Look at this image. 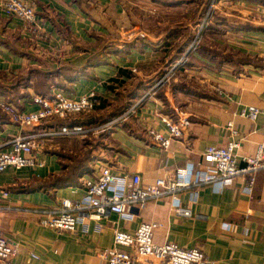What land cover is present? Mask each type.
I'll return each instance as SVG.
<instances>
[{"label": "crops", "instance_id": "obj_1", "mask_svg": "<svg viewBox=\"0 0 264 264\" xmlns=\"http://www.w3.org/2000/svg\"><path fill=\"white\" fill-rule=\"evenodd\" d=\"M26 1L36 10L31 24L0 9V88L28 76L32 69L47 76L52 86L39 94L29 86L21 91L29 96L21 97L17 104L0 95L1 104L12 103L21 111L32 112L39 109L33 102L35 96L59 90L76 98L94 93L91 116L99 121L100 114L106 120L127 106H137L105 138L107 145L98 148L94 167H81V163L65 167L63 156L78 152L56 138L38 151L42 166L10 167L0 173V235L17 248L15 261L106 264L97 253L114 246L115 231L134 233L143 222H157L160 226L154 241L158 244L175 242L200 248L215 264H264V169L254 173L249 190V176L245 175L222 189L211 184L182 187L152 198L143 210H136L133 221L111 211L101 218L87 211L85 225L78 224L75 231L40 223L61 207L63 199L86 195L85 180L95 174L99 162L107 161L116 173L139 174L146 185L158 178L169 179L188 164L204 168L203 151L210 145L223 147L235 141L239 158L254 155L264 137V115L254 121L242 112L252 105L264 108V25L256 18L264 13V0H168L177 4ZM212 1L220 17L213 19L206 33L202 29L209 49L192 56L203 64L187 65L175 84L161 87L139 103L163 66L186 49ZM133 7L160 11L164 16L160 20L144 18L141 26ZM172 14L180 17L174 19ZM131 27L145 28V36L139 37L140 32L127 40ZM180 113L189 117V129L182 139H173L169 148L160 147L150 130L169 136L160 115L177 119ZM64 122L54 118L36 127L11 120L0 124V152L10 149L9 142L17 135L53 130ZM240 163L244 165L242 160ZM174 197L190 209V216L174 212Z\"/></svg>", "mask_w": 264, "mask_h": 264}, {"label": "built area", "instance_id": "obj_2", "mask_svg": "<svg viewBox=\"0 0 264 264\" xmlns=\"http://www.w3.org/2000/svg\"><path fill=\"white\" fill-rule=\"evenodd\" d=\"M212 6L214 7V4ZM0 9L28 24L33 23L36 18L35 7L26 0H0ZM256 18L264 25V13H260ZM206 21L207 18L202 22L188 51L179 60L170 64L154 81L148 93L149 97L154 96L161 87L171 83L178 69L186 63L188 52L199 47ZM33 102L39 105V109L32 112L21 111L12 103L5 104L12 122L36 127L49 119H66L91 110L96 105L94 93L76 98L61 90L45 96H35ZM136 106L99 127H85L80 124L62 125L49 131L41 130L17 135L9 142L10 149L0 152V173L10 167L19 169L42 166L43 163L38 159V151L46 146L48 140L81 138L97 129L105 131L115 122L130 118L135 113ZM242 115L255 121L260 115H264V108L252 105L244 109ZM160 120L168 128L169 136L163 135L154 128L150 133L154 141L165 149L170 147L173 139H182L190 126L189 117L183 113L178 114L177 119L169 115H160ZM229 127L233 135H237L232 123H229ZM237 146L238 142L235 141L223 147L210 145L203 151L204 168L195 169L193 165L188 164L179 167L171 178H158L154 183L146 185L142 183L139 174L116 173L107 161L99 162L95 174L85 180L86 195L81 199H63L61 207L41 218L40 223L57 230L75 231L78 224L85 222L84 213L87 211L95 212L98 218L111 211L128 221H133L137 217L136 210H143L152 198L173 194L182 187L198 188L211 184L222 189L234 178L245 175L249 176L247 189L249 190L254 182V173L264 169V137L254 155L239 158L236 154ZM241 160L244 165H241ZM4 195L6 196L7 192H4ZM173 209L179 216L191 215L190 209L183 207L175 197ZM159 226L157 222H143L134 233L115 231L114 246L101 249L97 254L106 264H215L200 248L184 247L175 242L156 243L154 234ZM120 246L125 249H120ZM16 255L17 248L5 236L0 235V264H21L15 261ZM31 255L36 257L34 253Z\"/></svg>", "mask_w": 264, "mask_h": 264}, {"label": "trees", "instance_id": "obj_3", "mask_svg": "<svg viewBox=\"0 0 264 264\" xmlns=\"http://www.w3.org/2000/svg\"><path fill=\"white\" fill-rule=\"evenodd\" d=\"M152 1L153 2H157L159 4H177L178 3V1H172L171 2V1H168V0H152ZM207 5H208V3H207ZM133 8H134V10L137 13H142L143 9H141L140 7H133ZM205 14H206V7H205V12H204V15H203L204 16L203 19L206 16ZM172 17L174 19H178L180 17V15L172 14ZM215 17H220L219 14L216 13V10L213 11L212 17L210 19H207V21H206V25H205V28H204L205 29V33H206L207 30H210L212 28L211 23H212L213 19H215ZM115 18L116 17H114V19ZM205 33L204 32L201 33L202 39H201L199 47L196 50L192 49V50H190L188 52L187 61H186V63L184 65H182L178 69V71L176 73V76H175L176 78H174L172 80V82H171L172 84L173 83L175 84V81L177 80L178 76L182 72L183 68H185L187 65H189V64L191 65L193 62L197 63V64H200V65L203 64L201 61H197V60L193 61L194 58L192 56H193L194 52H196V51H200L202 53H205L209 49L207 44H204V42H203L204 38H205ZM196 34H197V31H195V34L191 38V41L188 44V46L186 47V49L182 52V54L178 58H176L174 61H172L171 64L174 63L175 61H177L180 57H182V55L185 52L188 51V49H189L192 41L194 40ZM33 78L36 79L34 83L32 82ZM29 86H32L34 88V90H35V93L39 94V93H42V92L47 93L50 90L52 84H50L47 76H44L41 73L37 72L36 70L32 69L31 71H29L28 76L23 77V78L17 77L10 86H6V87L0 88V95L1 96H5L6 98L10 99L8 101L14 102L15 104H17L21 97H28L29 96L28 92H26V91L21 93L22 90H26V88H28ZM5 107H6L5 104H3V103L1 104L0 103V124L1 125H4V124H6L7 122H9L11 120V116L7 113ZM127 107H125V109L121 110L118 114L116 113V114L112 115L109 118H112L114 116H118L121 112L126 110ZM83 113H85V111H83L81 113H78L76 115L70 116L69 118L63 119L66 122H64V124H62V125H71L72 126V125H75V124H80V125H83L85 127H92V126H94L96 124H99L100 121H99V119H97V117L84 116ZM59 119H61V118H59ZM62 125H59V127H61ZM107 137H109V133L108 132L103 135V137H102V139L100 141H104L105 138H107ZM60 139L63 140V142L66 143L68 146L74 147V149L77 150V152H78L77 155H79V157L82 156V155H85V153L88 152V154L85 156V158H83V160L81 161V167H94L93 166L94 163L99 158L94 156L90 151H88V150H90V148L93 147L92 144H94V142L91 141V137H89V136L85 137L79 143L76 142V143H72V144H71L72 141H69L66 138H60Z\"/></svg>", "mask_w": 264, "mask_h": 264}, {"label": "rangeland", "instance_id": "obj_4", "mask_svg": "<svg viewBox=\"0 0 264 264\" xmlns=\"http://www.w3.org/2000/svg\"><path fill=\"white\" fill-rule=\"evenodd\" d=\"M214 4V1H212L211 3H209L207 6H206V16H205V18H207V19H210L211 17H212V14H213V11L215 10L214 9V7L212 6ZM137 13V12H136ZM138 14V16L140 17V19H141V26L143 25V21L144 20H146V19H144V18H148V17H153V18H155V19H161L162 18V16H164L163 15V13L162 12H160V11H156V10H153V9H143L142 10V13H137ZM147 30L145 29V28H134V27H131L126 33H127V40H129V39H133L135 36H136V34L137 33H140L141 32V34H138V35H140L139 37H144L145 36V34H144V32H146ZM181 58V57H180ZM179 58V59H180ZM178 59V60H179ZM171 64V62L170 63H168L167 65H164L163 66V69L159 72V76L167 69V67H169V65ZM158 76V77H159ZM157 77V78H158ZM156 78V79H157ZM174 78H176V77H174ZM173 80V79H172ZM172 82V81H171ZM154 84V83H153ZM150 90V89H149ZM149 90L145 93V95L144 96H142V98L140 99V101H138L139 103H142V102H144V100L146 99V98H148L149 97V95H148V93H149ZM137 105V104H136ZM132 107V106H131ZM131 107H128L126 110H124V111H127L128 109H130ZM123 111V112H124ZM123 112H121L118 116H114V117H112V118H108V119H106L105 120V118L103 117H101V114L98 116L99 118H101V120L102 121H100L99 122V124H96V125H94V126H92V127H99L100 125H103V124H107V123H109V122H111V121H113V120H115L117 117H119ZM81 113V112H80ZM78 114V113H77ZM84 114V116H91V114H92V109L91 110H87V111H85V113H83ZM76 115V114H75ZM73 116V115H72ZM69 118V117H68ZM120 122H122V121H118V122H115L114 124H112L111 125V127L110 128H108L107 130H105V131H103L102 129H97V130H95V131H92V132H90V133H87L84 137H78V138H66V139H68L69 141H72L71 142V144L72 143H75V141L74 140H78V143H79V141H81L82 139H84L85 137H91V141H93L94 142V144H92L93 145V147L92 148H90V150H88V151H90L94 156H96V157H98L99 158V156L98 155H100V153H97L98 152V148L100 147H104V146H106L107 144H106V142H103V141H100L101 139H102V137H103V135L105 134V133H110L112 130H113V128L114 127H116ZM90 141V140H89ZM92 142V143H93ZM105 143V145H102V144H104ZM91 145V146H92ZM83 146V145H82ZM72 147V146H71ZM94 150H96V152L94 153ZM88 154V152H86L85 153V155H82L81 157H79V155H77V154H75V153H72V154H65L64 156H63V159H62V161H63V163H64V165H65V167H79V165H80V163H81V161L83 160V158H85V156Z\"/></svg>", "mask_w": 264, "mask_h": 264}]
</instances>
